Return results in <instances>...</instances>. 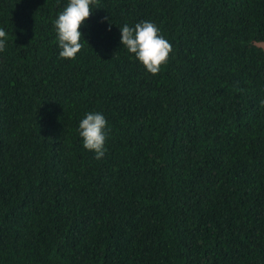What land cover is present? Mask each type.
Listing matches in <instances>:
<instances>
[{
  "label": "trees",
  "instance_id": "16d2710c",
  "mask_svg": "<svg viewBox=\"0 0 264 264\" xmlns=\"http://www.w3.org/2000/svg\"><path fill=\"white\" fill-rule=\"evenodd\" d=\"M66 3L0 0V264H264V0H97L61 59ZM145 20L155 75L119 42Z\"/></svg>",
  "mask_w": 264,
  "mask_h": 264
},
{
  "label": "clouds",
  "instance_id": "9594fccd",
  "mask_svg": "<svg viewBox=\"0 0 264 264\" xmlns=\"http://www.w3.org/2000/svg\"><path fill=\"white\" fill-rule=\"evenodd\" d=\"M97 0H67L61 11L53 20L55 42L59 49L58 56L61 59H73L82 48V26L90 15ZM108 24L112 23L108 17L101 20ZM119 42L126 51L140 62L147 72L155 75L161 66L167 62L171 52L170 43L160 34V29L152 21H140L134 25L124 23L119 27ZM9 37L3 27H0V52L7 47ZM254 46H264V40L250 41ZM264 105V100L261 101ZM110 129L106 117L99 111H87L78 121L77 133L81 138L84 149L95 154L97 160L105 155L106 139Z\"/></svg>",
  "mask_w": 264,
  "mask_h": 264
}]
</instances>
